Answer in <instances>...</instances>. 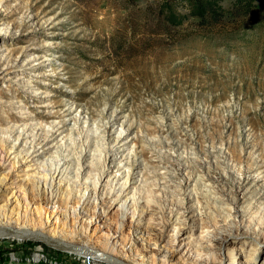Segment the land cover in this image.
<instances>
[{"label": "rangeland", "instance_id": "374dc122", "mask_svg": "<svg viewBox=\"0 0 264 264\" xmlns=\"http://www.w3.org/2000/svg\"><path fill=\"white\" fill-rule=\"evenodd\" d=\"M20 130L16 180L44 164L69 185L31 199L67 216L65 242L109 255L119 236L128 264H264V0H0L1 153Z\"/></svg>", "mask_w": 264, "mask_h": 264}, {"label": "bare ground", "instance_id": "6f19581e", "mask_svg": "<svg viewBox=\"0 0 264 264\" xmlns=\"http://www.w3.org/2000/svg\"><path fill=\"white\" fill-rule=\"evenodd\" d=\"M15 136L16 138L14 139V144L7 149H3V153L0 152V170L7 169L6 176L0 179V225H11L14 229L28 228L32 230H39L50 237L57 238L62 241L73 242L75 239L73 232L65 230L67 227L65 229L63 228L68 225L67 216L62 217L60 213L54 212L48 215L44 221L43 212L39 211V209L31 203V199H33L34 196L40 198L47 194L52 199H55L57 196L62 194L67 197V188L69 185L66 183L62 184V172H50L48 170H44L45 165L43 164L41 167L31 170L30 174L26 175L19 181L16 180L17 173L20 171V169L16 168V166L19 165L22 160L26 161L27 159L21 158V156L15 154L16 145L25 139L23 130L18 131ZM32 142L31 148L34 153L35 147L32 146ZM84 159H86V156ZM82 168L83 172L88 170V167L84 168L83 166ZM105 168L106 165L103 163L100 166L99 175L94 179L93 189L90 191L88 189H84L85 191L83 196L79 197V203L81 206L87 203L89 198L92 197V193L94 191L96 192L98 187H100L101 178L105 172ZM133 175L134 174H131L129 181L130 184L134 181ZM126 191L127 190H125L116 201L111 203L112 210L116 209L119 214L121 220V226L119 225L120 229L125 220L130 219V222H132L134 221L136 215V212H131L128 199H126V196L123 195ZM189 213L192 214V210H189ZM140 219L141 216L137 215L136 220L140 221ZM62 220H64V222ZM118 237L119 236H113L112 239L104 243V251L109 255H116L119 253L117 242ZM82 247L86 248L85 245ZM230 255H232V253H230Z\"/></svg>", "mask_w": 264, "mask_h": 264}, {"label": "water", "instance_id": "95a60500", "mask_svg": "<svg viewBox=\"0 0 264 264\" xmlns=\"http://www.w3.org/2000/svg\"><path fill=\"white\" fill-rule=\"evenodd\" d=\"M6 240H15L27 244H40L59 254L86 257L104 264H128L100 251L83 248L81 246L50 237L39 230H32L28 228L13 229L8 226H0V241Z\"/></svg>", "mask_w": 264, "mask_h": 264}, {"label": "built area", "instance_id": "2783aa9c", "mask_svg": "<svg viewBox=\"0 0 264 264\" xmlns=\"http://www.w3.org/2000/svg\"><path fill=\"white\" fill-rule=\"evenodd\" d=\"M0 242L7 245V248L4 247L7 250L2 256L4 258L0 256V264H68L67 260L60 259L64 254L60 257L51 255L40 244H27L15 240ZM15 245H19L20 248L12 249Z\"/></svg>", "mask_w": 264, "mask_h": 264}]
</instances>
